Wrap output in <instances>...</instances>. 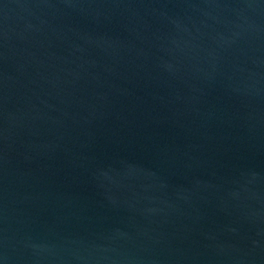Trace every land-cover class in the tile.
Instances as JSON below:
<instances>
[{"label": "water", "instance_id": "95a60500", "mask_svg": "<svg viewBox=\"0 0 264 264\" xmlns=\"http://www.w3.org/2000/svg\"><path fill=\"white\" fill-rule=\"evenodd\" d=\"M0 264H264V0H0Z\"/></svg>", "mask_w": 264, "mask_h": 264}]
</instances>
